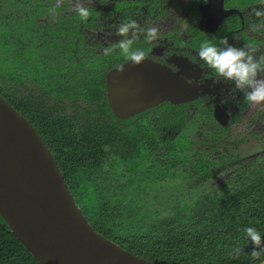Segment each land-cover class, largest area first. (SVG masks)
Returning a JSON list of instances; mask_svg holds the SVG:
<instances>
[{
    "label": "flooded vegetation",
    "instance_id": "flooded-vegetation-1",
    "mask_svg": "<svg viewBox=\"0 0 264 264\" xmlns=\"http://www.w3.org/2000/svg\"><path fill=\"white\" fill-rule=\"evenodd\" d=\"M76 2L0 0V41L8 34L24 33L26 61L33 62L37 48L63 45L62 55L52 49L57 58L44 56L51 63L42 67L38 85L24 80L25 102L37 101L44 113L54 107L55 117L75 121L91 114L92 106L102 102L117 129L153 139L154 146L144 158H134L135 171L113 155L104 167L111 177L136 179L146 186L137 192L143 201L154 202V208L168 211L177 202H194L250 184L255 173L264 169V103L248 104L230 83L218 81L211 70L194 65L192 57L205 38L216 43L227 39L236 47L264 52V26L253 30L257 18L248 12L249 7L261 6L260 0H79L91 9L83 22L76 15ZM128 18L140 27L158 29L154 40L145 41L144 34L138 32L134 41L156 71L170 70L182 79L200 78L203 84L199 88L192 84L197 88L196 98L178 103L160 99L129 118L113 115L107 104L106 75L127 61L118 50L105 54L104 49L121 38L116 26ZM43 55L39 53L41 61ZM78 77H95L101 99L90 100L78 93ZM74 128L77 132L76 124ZM181 142L184 146L179 147Z\"/></svg>",
    "mask_w": 264,
    "mask_h": 264
},
{
    "label": "trees",
    "instance_id": "trees-1",
    "mask_svg": "<svg viewBox=\"0 0 264 264\" xmlns=\"http://www.w3.org/2000/svg\"><path fill=\"white\" fill-rule=\"evenodd\" d=\"M23 34H8L0 41V49L5 50L3 55L0 51V96L35 129L77 206L97 233L155 264H258L248 255L253 245L246 242L242 229L252 225L264 234V169L255 173L250 184L222 195L177 202L168 211L154 208V202L143 201L137 192L146 186L136 179L123 181L111 177L104 167L108 156L113 155L119 162L124 161L128 170L135 171L134 158H144L154 146V140L127 135L117 129V122L113 125L109 120L111 117H107L102 102L92 106L91 114L88 113L91 116H82L80 121L55 117L54 107L44 113L37 101L26 103L24 80L30 79L38 85L39 77H43L42 67L51 63L44 56L57 58L59 55L52 53V49L61 55L64 52L61 43L60 49L37 48L33 62L26 61L24 54L29 56ZM40 52L44 61L38 58ZM75 85L84 98L102 97L95 77L89 80L78 77ZM75 124L77 132H74ZM181 144L184 146L181 142L179 147ZM236 248L242 251L236 254ZM0 264H39L1 218Z\"/></svg>",
    "mask_w": 264,
    "mask_h": 264
},
{
    "label": "water",
    "instance_id": "water-1",
    "mask_svg": "<svg viewBox=\"0 0 264 264\" xmlns=\"http://www.w3.org/2000/svg\"><path fill=\"white\" fill-rule=\"evenodd\" d=\"M106 75L110 111L129 118L169 99L196 98L197 88L149 60ZM120 66V65H119ZM0 218L39 264H155L97 233L70 193L32 125L0 96Z\"/></svg>",
    "mask_w": 264,
    "mask_h": 264
},
{
    "label": "clouds",
    "instance_id": "clouds-1",
    "mask_svg": "<svg viewBox=\"0 0 264 264\" xmlns=\"http://www.w3.org/2000/svg\"><path fill=\"white\" fill-rule=\"evenodd\" d=\"M207 3V0H203ZM259 7L248 8L249 15L257 18V22L251 25L253 30L264 26V0H260ZM76 15L83 22L91 15V9L85 7L77 0L74 5ZM55 8L51 11L54 13ZM143 33L145 41H152L157 38L156 27H140L136 20L131 18L119 23L116 26V35L121 37L110 47L104 49L105 54H111L118 50L125 61L132 65H139L145 59V51L142 47L134 46L137 33ZM130 34V35H129ZM192 62L198 67L211 70L218 81L230 83L234 89L243 94L244 100L250 105L264 103V52L257 54L252 47H236L227 39H221L219 43L205 38L200 41ZM124 65L117 67V72H123ZM185 83H193L199 88L203 82L199 77H184ZM244 239L253 245V250L248 254L258 264H264V234L255 226H244L242 229ZM242 251L241 248L234 249L236 254Z\"/></svg>",
    "mask_w": 264,
    "mask_h": 264
},
{
    "label": "rangeland",
    "instance_id": "rangeland-1",
    "mask_svg": "<svg viewBox=\"0 0 264 264\" xmlns=\"http://www.w3.org/2000/svg\"><path fill=\"white\" fill-rule=\"evenodd\" d=\"M170 186H172L171 184L167 187L168 189L170 188ZM177 188H180V186H177ZM166 195H168L169 190L168 191H164Z\"/></svg>",
    "mask_w": 264,
    "mask_h": 264
}]
</instances>
